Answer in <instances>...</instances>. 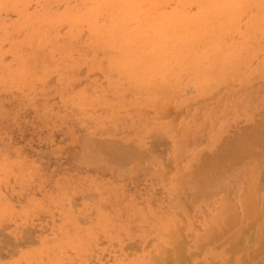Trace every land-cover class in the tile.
<instances>
[{"label": "rangeland", "instance_id": "374dc122", "mask_svg": "<svg viewBox=\"0 0 264 264\" xmlns=\"http://www.w3.org/2000/svg\"><path fill=\"white\" fill-rule=\"evenodd\" d=\"M152 1L0 0V264H264V150L195 174L264 124V0Z\"/></svg>", "mask_w": 264, "mask_h": 264}, {"label": "bare ground", "instance_id": "6f19581e", "mask_svg": "<svg viewBox=\"0 0 264 264\" xmlns=\"http://www.w3.org/2000/svg\"><path fill=\"white\" fill-rule=\"evenodd\" d=\"M135 1V0H134ZM147 1V0H146ZM152 3H153V1L152 0H150ZM178 1V0H177ZM176 1V2H177ZM138 3H139V1H137ZM136 2V4H138ZM141 2V1H140ZM161 2V1H160ZM164 2V1H163ZM167 2V1H166ZM168 2H169V0H168ZM173 2H175V0L173 1ZM182 2V1H181ZM132 3V2H131ZM159 3V2H158ZM136 4H135V6H136ZM140 5H141V3H139ZM144 4V3H143ZM147 4V3H146ZM149 4L150 3H148L147 5L149 6ZM154 4V3H153ZM175 4V3H174ZM178 4L180 5V6H182L183 4H180L179 2H178ZM134 5V4H133ZM145 5V4H144ZM156 5V4H155ZM169 6L171 5V8L173 9V7H174V5H172V4H168ZM177 5V4H176ZM255 5H257V4H255ZM32 6V5H31ZM124 6V5H123ZM122 6V7H123ZM131 6V5H130ZM139 6V5H138ZM148 6H145V7H148ZM173 6V7H172ZM180 6H178V7H180ZM184 6V5H183ZM128 7H129V4H128ZM145 7H143L142 6V8H144L145 9ZM164 7V6H163ZM140 8V7H139ZM167 8H169L170 9V7H166V9ZM182 8V7H181ZM184 8V7H183ZM182 8V9H183ZM189 8V7H188ZM187 8V9H188ZM132 9V8H131ZM152 9V8H151ZM178 9V8H177ZM185 9V8H184ZM186 9V10H187ZM153 10H155V11H158V8L157 9H153ZM168 10V9H167ZM176 10V9H175ZM175 10H171V11H175ZM179 10V9H178ZM193 10V9H192ZM159 11H160V9H159ZM184 11V10H183ZM182 11V12H183ZM161 12V11H160ZM160 12H158V13H160ZM170 11H168V13H169ZM176 12V14H177V11H175ZM181 12V11H180ZM151 13V12H150ZM155 12H153V14H154ZM163 13H166V12H164L163 11ZM186 13V12H185ZM185 13H183V14H185ZM225 13H227V12H225ZM155 14H157V13H155ZM172 14V13H171ZM179 14V13H178ZM260 14V13H259ZM150 15H152V14H150ZM161 15H162V12H161ZM165 15V14H164ZM163 15V16H164ZM182 15V14H181ZM198 15V14H197ZM156 16V15H155ZM172 16V15H171ZM141 17V16H140ZM179 17H181V16H179ZM178 17V18H179ZM185 17V16H184ZM207 17H209V16H207ZM224 17H226V15L224 14ZM150 18V17H149ZM157 18V17H156ZM209 18H211V17H209ZM162 19V18H161ZM184 19V18H183ZM208 19V18H207ZM219 19H221V18H219ZM224 19V18H223ZM155 21H153V23L154 22H156V19H154ZM131 21V20H130ZM132 21H133V19H132ZM136 21V20H135ZM177 21V20H176ZM257 22H258V20H257ZM138 23V21H136V24ZM73 24H75V23H73ZM136 24H134V25H136ZM147 24V23H146ZM149 24V23H148ZM170 24H171V22H170ZM162 25V24H161ZM149 26V25H148ZM155 26H157V25H155ZM225 27V26H224ZM191 28V27H190ZM215 28V27H214ZM192 29V28H191ZM187 33V32H186ZM181 35H183V33L181 34ZM256 35V34H255ZM189 36V35H188ZM257 37H259V36H257ZM135 39V38H134ZM139 39V38H138ZM231 39V38H230ZM230 39H228V41L230 40ZM253 39V38H252ZM136 40V39H135ZM227 40V39H226ZM236 40V39H235ZM234 40V41H235ZM238 40V39H237ZM249 42V41H248ZM128 43V42H127ZM142 43V42H141ZM145 43V42H144ZM144 43H142V46H143V44ZM185 43V42H184ZM218 43V42H217ZM220 43V42H219ZM218 43V44H219ZM258 43H262V42H258ZM221 44V43H220ZM254 45V44H253ZM205 46V45H204ZM223 46V45H222ZM256 46V45H255ZM223 52V51H222ZM141 54V53H140ZM261 55V54H260ZM259 55V56H260ZM263 55V54H262ZM192 56V55H191ZM190 56V57H191ZM146 57V56H145ZM149 57V56H148ZM167 57V56H166ZM211 57V56H210ZM146 59V58H145ZM145 59H144V61H145ZM148 59V58H147ZM146 59V60H147ZM167 59V58H166ZM169 59V58H168ZM167 59V60H168ZM256 61V60H255ZM148 62H150V60L148 61ZM147 62V63H148ZM154 62H155V59H154ZM253 62V61H252ZM146 63V61L144 62V64ZM206 63V62H205ZM140 66V65H139ZM137 69V68H136ZM97 74V73H96ZM90 77V76H89ZM255 78V77H254ZM207 80V79H206ZM153 81H155L156 82V80H153ZM173 81V80H172ZM171 81V82H172ZM178 81V80H177ZM183 81V80H182ZM162 83H163V81H162ZM175 84H177V83H175ZM229 84V83H228ZM257 84H259V82L257 83ZM256 85V84H255ZM262 86V85H261ZM191 87V86H190ZM191 89H193L192 87H191ZM221 89V88H220ZM186 91H187V89H186ZM192 90H190V92H191ZM194 91V90H193ZM222 90H220V92H221ZM188 92V91H187ZM187 95H188V93H187ZM215 95H217V93L216 94H214L213 96L215 97ZM57 98V97H56ZM55 98V99H56ZM213 98V97H212ZM211 98V99H212ZM210 99V100H211ZM202 100V99H201ZM209 100V99H208ZM38 101V100H37ZM198 102H201L200 100H198L197 101V105H199V104H201V103H198ZM203 102H204V100H203ZM202 102V103H203ZM36 103V102H35ZM189 105H191V104H189ZM195 105V104H194ZM192 106V105H191ZM190 107V106H189ZM172 108V107H171ZM55 109V108H54ZM170 109V108H169ZM191 109V108H190ZM146 110V109H145ZM183 110V109H182ZM147 112H148V110H147ZM166 113H165V115H166V117L169 115V114H171V115H173L172 113H169L170 111H165ZM169 114H168V113ZM173 112V111H172ZM176 113H177V115H176ZM178 113L180 114V111H178V112H175V114L173 115V116H175V117H177L178 116ZM150 114H152V112L150 113ZM165 115H164V117L162 118V119H164L165 118ZM182 115V114H181ZM181 115H179V117L181 116ZM261 115H263L264 116V113L262 112L261 113ZM261 115L259 114V116L261 117ZM144 116V115H143ZM257 116V115H256ZM178 117V118H179ZM168 118V117H167ZM177 118V119H178ZM171 119H173L172 117H171ZM175 120H176V118H174ZM173 119V120H174ZM255 118H253V120H254ZM152 120H154V119H152ZM256 120V119H255ZM174 122V121H173ZM175 122H177V120L175 121ZM255 122H258V120L257 121H255ZM259 122H261V119H260V121ZM262 123V122H261ZM258 125L260 124V123H257ZM263 124V123H262ZM262 124H260L259 126H257V125H255L256 127H254L253 128V126H252V124L251 125H249V126H251V128L252 129H249L248 130V128H250L249 126H247L246 128L247 129H245L244 131L242 130V132H244L243 134H240V136H238V137H234L235 139H231V137H230V140H229V142L227 143V145L225 144V140H224V138L225 137H223V141L222 142H224L223 144H225L224 146H223V144L221 145V146H223V147H221V146H219V148L221 147V148H223V149H220L221 151L219 152L218 150V152H217V154H216V156L215 157H210V155H207V157L205 156V158L204 159H202V161H201V163H200V165H199V167L196 169V171H195V174H196V180H197V182L201 185V186H209L210 184H212V183H214V182H216V181H218V180H220L221 178H222V176H223V173L225 172V171H229L230 169L229 168H231V167H233V165H235V164H237L238 162H240V160H242L243 158L244 159H246L248 156H254V154H255V156H261L262 155V152H260L261 153V155L260 154H257L256 152H257V150L258 149H260V148H262L263 150H264V124L262 125ZM239 125H240V123H239ZM231 128V127H230ZM241 128H243V127H241ZM229 129V128H228ZM230 130V129H229ZM229 132V131H228ZM235 132V131H234ZM241 132V133H242ZM49 133V132H48ZM229 133H231V132H229ZM233 133V132H232ZM235 133H237V132H235ZM50 134V133H49ZM156 135V134H155ZM230 135V134H229ZM235 136V135H234ZM237 136V135H236ZM154 136H152V140H154V142H151V143H154V146H155V143L157 142V140H158V142H160L159 141V137H160V135H159V137H158V135L155 137V138H153ZM158 137V138H157ZM48 138V137H47ZM148 139V138H147ZM150 140H151V137L149 138ZM164 139V138H163ZM222 139V138H221ZM90 140H91V138H90ZM94 140V139H93ZM106 140V139H105ZM155 140H156V142H155ZM84 141H86V140H84ZM97 141H99V140H97ZM107 141V140H106ZM109 141V140H108ZM108 141L106 142V144L105 145H103V143L105 142H98V144H100V145H98V144H96V146H94V148L97 150L96 152H101L104 156L105 155H107V156H109V157H113L112 159H117L116 161H118V160H120V162H121V164L123 163V161H126L125 159H128L130 156V160H134V159H131V158H133V156H135V160H137V158L140 156V151H137V149L135 148V147H133L134 149H136L135 151L133 150V148L130 150L129 149V145H122L121 144V142H118V141H115V143H114V145H113V142L114 141H112V143L109 141V143H108ZM163 141H165V139L163 140ZM163 141H161V144H162V147L164 146L165 147V145L164 144H166L167 145V143H166V141L165 142H163ZM157 142V146H161V145H159L160 143H158ZM88 143V142H87ZM93 143L95 144L96 143V140H94L93 141ZM117 143H119V144H117ZM149 144V145H152V144ZM164 143V144H163ZM217 143H219V142H217ZM102 144V145H101ZM109 144V145H108ZM111 144V145H110ZM117 144V145H116ZM131 144V143H130ZM119 145H122V146H125V147H122V146H119ZM90 146V145H89ZM88 146V147H89ZM133 145H131V147H132ZM156 146V147H157ZM85 147V146H84ZM122 147V148H121ZM156 147H154L155 148V152H156ZM159 147H157V150H158V148ZM90 148H92L91 146H90ZM89 148V149H90ZM124 148V149H123ZM150 148L152 149V147L150 146ZM82 149H83V147H82ZM127 149H129L130 151H128ZM217 149H218V147H217ZM85 150V149H84ZM91 151V150H90ZM134 151V152H133ZM138 152L139 154H138V156H136L137 154H135V152ZM169 151H171V150H169ZM88 152V151H87ZM131 152H133V153H131ZM136 152V153H137ZM145 152V151H144ZM144 152L143 153H141V155H143L144 156ZM151 152V151H150ZM163 152H165V151H163ZM214 152H216V151H214ZM259 153V152H258ZM83 154V153H82ZM87 154H89V153H87ZM93 154H95V152L93 153ZM98 154V153H97ZM101 154V155H102ZM135 154V155H134ZM146 154V153H145ZM148 154V153H147ZM152 154H153V152H152ZM162 154V153H161ZM257 154V155H256ZM85 155V154H84ZM91 155V154H90ZM128 155H130L129 157H127ZM133 155V156H132ZM214 155H215V153H214ZM87 156V155H86ZM104 156H101V157H104ZM160 156V155H159ZM158 156V157H159ZM93 157V156H92ZM100 158V157H99ZM99 158L97 157V159L99 160ZM140 158V160H141V157H139ZM256 158V157H255ZM86 159V158H85ZM92 159V158H91ZM96 159V158H95ZM110 160H112L111 158H109ZM105 160H106V158H105ZM134 160V161H135ZM257 160H258V157H257ZM84 161V160H83ZM114 161V160H113ZM115 161V162H116ZM129 161V160H128ZM128 161H126V163L124 162L123 164H126V165H128L129 163H128ZM131 161V162H132ZM143 161V160H142ZM259 161V160H258ZM140 162V161H139ZM102 163H103V161H102ZM108 163V162H107ZM119 163V162H118ZM128 163V164H127ZM259 163H260V161H259ZM113 164V163H112ZM173 164V163H172ZM116 166H117V164H115ZM119 165H120V163H119ZM143 165V164H142ZM172 165L170 164V167H171ZM166 168H169V165L168 166H166ZM149 169V168H148ZM151 170V169H150ZM149 170V171H150ZM168 170H172V171H174V169H173V167H172V169H168ZM16 171V170H15ZM147 172H148V170H146ZM171 171V172H172ZM15 173H17V171L15 172ZM170 174V171H168L167 172V174ZM167 174H166V176H167ZM168 174V175H169ZM29 179V178H28ZM32 179V178H31ZM187 182V181H186ZM191 183V182H190ZM189 183V184H190ZM194 185V184H193ZM181 188V187H180ZM255 188V187H254ZM263 207H264V205H263ZM264 209H262V211H263ZM259 215H260V213H258ZM259 215H257V217H258V219L261 217L262 218V216H260L259 217ZM262 215V214H261ZM257 217L255 218V220L253 221L254 222V224H256V223H260V221L261 220H258L257 219ZM259 222H258V221ZM252 222V223H253ZM256 222V223H255ZM249 224H251V222L249 223ZM248 225V224H247ZM261 225V224H260ZM250 226V230L251 229H253L254 228V230H256V227H254V225H249ZM249 226H248V228H249ZM252 227V228H251ZM259 228V227H258ZM181 230L183 229V228H180ZM262 229V228H261ZM200 230V229H199ZM254 230H252V231H254ZM181 231H179V233H180ZM245 232V231H244ZM243 233V232H242ZM241 233V234H242ZM246 233V232H245ZM245 233H243V234H245ZM242 234V235H243ZM179 235H181V233L179 234ZM241 235V237L239 236V240L240 239H242V237H244V235L242 236ZM245 235H248V233H246ZM250 235H252V234H250ZM250 235H249V237H250ZM254 236H255V234H253ZM189 236V235H188ZM187 236V237H188ZM4 237H6L5 235H4ZM22 237V236H21ZM181 237V236H180ZM202 237V236H201ZM246 237L247 236H245V238H243L241 241H247V239H246ZM252 237V236H251ZM183 238V241H184V236L182 237ZM252 238H254V237H252ZM263 238H261V240H262ZM186 240V239H185ZM238 240V239H237ZM238 240V241H239ZM259 241V243L261 244V242L262 241ZM236 241V240H235ZM250 241H252V240H250ZM181 242V241H180ZM184 242H187V241H184ZM183 242V243H184ZM244 242V243H245ZM183 243H181V244H183ZM248 243H251V242H249V241H247V244ZM177 244H179V243H177ZM189 244V243H188ZM187 244V245H188ZM207 244V243H206ZM241 244V246H238V245H240ZM252 244V243H251ZM259 244V245H260ZM203 245V244H202ZM237 245V244H236ZM237 245V247L238 248H236V246L234 245L233 247V252H235L236 250H235V248L238 250L240 247H244L245 246V244L243 245L241 242L239 243ZM250 245V244H249ZM148 246V245H147ZM146 246V247H147ZM177 246V245H176ZM183 246H185V244L183 245ZM183 246H181V247H183ZM208 246V245H207ZM145 247V248H146ZM180 247V248H181ZM198 248L200 247L199 245L197 246ZM218 247V246H217ZM231 247L232 246H230V249L228 250V251H230L229 252V254L231 253V256H232V254H236V252L235 253H232V249H231ZM179 248V247H178ZM201 248H203V246H201ZM259 249L261 248V247H258ZM257 248V251L259 250ZM133 249V248H132ZM176 251H177V248H174ZM183 249L185 250V247H183ZM216 249V248H215ZM248 250H249V248H247ZM1 250V249H0ZM3 250V249H2ZM136 250V249H135ZM169 250V249H168ZM182 251V252H185V251ZM203 250H204V248H203ZM202 250V251H203ZM244 249H239L238 251L239 252H242ZM261 250V249H260ZM181 250H179L178 249V251H177V253L179 254V253H181L180 252ZM227 251V250H226ZM225 251V252H226ZM237 251V252H238ZM247 251V250H246ZM170 252V251H169ZM200 252L201 251H199V254H200ZM243 252H245V250L243 251ZM177 253H175V259H177L178 261H180V263H181V261L184 259L185 260V257H188V256H185V254H184V258H182V255H181V257H180V255L179 256H177ZM202 253V252H201ZM191 255H192V253H190ZM189 254V255H190ZM194 254V253H193ZM198 253H196L195 255H197ZM199 254H198V256H199ZM226 254V253H225ZM243 255V254H242ZM129 256V255H128ZM168 256V255H167ZM197 256V257H198ZM230 256V255H229ZM244 256V255H243ZM243 256H241V257H243ZM177 257H180L179 259L177 258ZM194 257V256H193ZM253 257V256H252ZM168 258V260L171 258H169V257H167ZM167 258H166V261H167ZM190 258V257H189ZM182 259V260H181ZM186 259H188V258H186ZM241 260H243V261H241V260H239L238 261V263H241V262H244V259L243 258H240ZM184 260L182 261L183 262V264H186V261L184 262ZM191 259H189V261H190ZM171 261H174V260H172V259H170L169 261H168V263L169 264H171ZM178 261H174L173 263H176V264H178L179 262ZM231 262L230 260H229V258H228V260L226 261V263H229V262ZM178 262V263H177ZM233 262V261H232ZM231 262V263H232ZM168 263H165V264H168ZM187 263L188 264H190L188 261H187ZM225 263V264H226ZM221 264V263H220Z\"/></svg>", "mask_w": 264, "mask_h": 264}]
</instances>
